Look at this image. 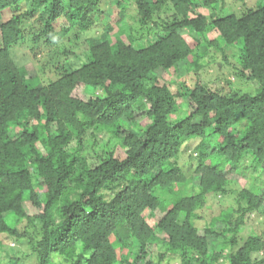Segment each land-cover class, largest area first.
Returning <instances> with one entry per match:
<instances>
[{
	"label": "trees",
	"instance_id": "trees-1",
	"mask_svg": "<svg viewBox=\"0 0 264 264\" xmlns=\"http://www.w3.org/2000/svg\"><path fill=\"white\" fill-rule=\"evenodd\" d=\"M109 1L0 0V246L29 244L5 264H264V229L245 232L264 215V1L134 0L130 32L129 0ZM216 53L235 83L199 76ZM210 193L234 204L201 226Z\"/></svg>",
	"mask_w": 264,
	"mask_h": 264
},
{
	"label": "rangeland",
	"instance_id": "rangeland-1",
	"mask_svg": "<svg viewBox=\"0 0 264 264\" xmlns=\"http://www.w3.org/2000/svg\"><path fill=\"white\" fill-rule=\"evenodd\" d=\"M101 1V8L102 9H108L109 5H110V1L109 0H100ZM264 0H259V2H263ZM114 1L112 0V3ZM130 2V6L128 7V10L126 12V17L124 22L122 23V26L125 27L127 29V32H130L131 27H138V25H140L139 22V16H138V12H137V8L135 5V1L134 0H129ZM257 4V0H224L223 3H218L216 4L214 7L217 9V12H219L220 14H228V13H235L238 16H241L243 13H245L248 10V7H253ZM202 12H205V14H210L212 9L209 8L206 11H203V8L199 9ZM4 15V17H3ZM11 16L10 12H6L4 14H2V17L4 19H8ZM102 31L101 27L96 26L94 29L87 31L85 33L82 34L81 38H80V46L79 47H75L74 51L76 52H80L82 50H84L87 47V43L85 38L90 37L92 34L96 35L98 33H100ZM217 35V31L216 30H212L209 34L210 37L216 36ZM54 48V47H52ZM49 50V48H46L42 51H40L39 55H38V59L37 60H32L35 64V66H37L38 70H39V75L38 77H36V79L39 82H47V80H49L50 78H54V74L52 72L46 71L45 69L42 68L41 63L45 60L46 58V54L47 51ZM230 54H235V56H237L239 54V51H237L236 48H231L228 51ZM238 53V54H237ZM219 53H216V55L213 57V59H210L209 57L206 58L207 61V65L203 68V70L199 73V76L206 81L207 83H209L211 86H216V84H222L223 82H227L228 80H230L232 83L236 82V78H234V71L233 69L230 67V65H228L226 63V61L224 59H222V57L219 55V57H217ZM211 61H213L212 63H210ZM195 74L193 73H189V77L194 76ZM174 79H176V77H173ZM241 89L242 90H247V91H251L252 88L248 85H241ZM172 90L175 92L177 86L175 84L171 85ZM252 93H255L252 92ZM87 94L89 96H100L103 95V92L99 89H94L93 87L89 86L88 90H87ZM178 102L181 104L178 109L177 112V117H184L185 113H186V106L184 104V99L177 98ZM146 104L144 103V106ZM143 106V107H144ZM109 134H105L102 133L101 136H99V140L97 143H95V148L98 149L99 151L101 150L100 148L105 145L103 147L104 150L102 151L105 152L108 149V145H112L109 142ZM109 142V143H108ZM123 151L121 148L118 147L117 150V155H122ZM188 154H185L184 159L181 160L182 166H184V169L186 170V174L192 173L196 167V160L194 158H196V154H194V157L189 159V157H187ZM243 182H246L245 178L242 179ZM207 200L208 205H206L203 209H200V215H201V219L198 220V224L203 226L205 223H212L213 225L216 226V221L213 220L212 218L217 215L218 210L220 208V206L222 208H226L228 206H231L234 204V199L233 197H218L215 193H210L207 196ZM146 218H148L152 223H154V214H150L149 212L145 213ZM16 218V217H15ZM14 218V220H15ZM13 220V221H14ZM12 221V222H13ZM264 229V215L263 214H254L253 216H251V219L248 220L247 223V227L245 228V232H251V233H256V234H261L262 231ZM29 249V244L28 242H26L25 240L23 241H19L16 242L13 239L7 240L5 242L4 245L0 246V262L2 263H7V261H9L10 259V255L12 254H18V256L21 254L22 251H26ZM121 257H125L124 253L120 254ZM26 260V264H35L34 263V258L31 260H29L30 258H25ZM24 259V260H25ZM24 261L22 264H25ZM55 263L56 264H67V262L65 260L62 259V257L60 256H55ZM165 264H180L179 260H173L170 263L166 262Z\"/></svg>",
	"mask_w": 264,
	"mask_h": 264
}]
</instances>
